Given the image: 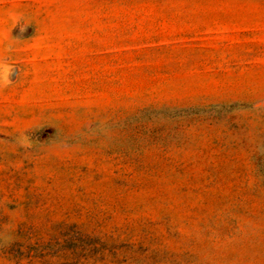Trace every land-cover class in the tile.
Segmentation results:
<instances>
[{
  "label": "rangeland",
  "instance_id": "1",
  "mask_svg": "<svg viewBox=\"0 0 264 264\" xmlns=\"http://www.w3.org/2000/svg\"><path fill=\"white\" fill-rule=\"evenodd\" d=\"M0 264H264V0H0Z\"/></svg>",
  "mask_w": 264,
  "mask_h": 264
},
{
  "label": "clouds",
  "instance_id": "2",
  "mask_svg": "<svg viewBox=\"0 0 264 264\" xmlns=\"http://www.w3.org/2000/svg\"><path fill=\"white\" fill-rule=\"evenodd\" d=\"M10 66L6 63H0V87L7 85L9 80Z\"/></svg>",
  "mask_w": 264,
  "mask_h": 264
}]
</instances>
